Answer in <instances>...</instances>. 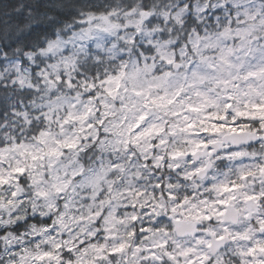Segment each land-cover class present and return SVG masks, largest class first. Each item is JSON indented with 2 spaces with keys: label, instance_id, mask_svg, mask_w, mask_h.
I'll return each instance as SVG.
<instances>
[{
  "label": "clouds",
  "instance_id": "1",
  "mask_svg": "<svg viewBox=\"0 0 264 264\" xmlns=\"http://www.w3.org/2000/svg\"><path fill=\"white\" fill-rule=\"evenodd\" d=\"M0 264H264V0H0Z\"/></svg>",
  "mask_w": 264,
  "mask_h": 264
}]
</instances>
